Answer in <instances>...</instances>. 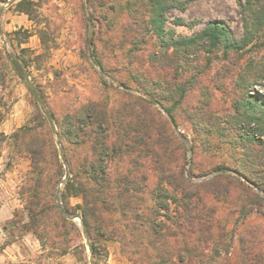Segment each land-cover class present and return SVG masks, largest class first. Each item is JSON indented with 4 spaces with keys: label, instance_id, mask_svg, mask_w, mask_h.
Instances as JSON below:
<instances>
[{
    "label": "trees",
    "instance_id": "16d2710c",
    "mask_svg": "<svg viewBox=\"0 0 264 264\" xmlns=\"http://www.w3.org/2000/svg\"><path fill=\"white\" fill-rule=\"evenodd\" d=\"M144 2L151 11L143 18V37H138L139 15L129 14L127 32H105L100 40L103 52L96 60L101 69L111 57L127 69L134 68L130 76L145 94L135 95L122 83L125 89L112 88L117 92L113 101L86 100L64 113L59 122L69 169L60 191L63 207L80 214L93 257L100 251L99 244L115 240L131 264H264V84L249 78L252 66L239 64L249 35L234 39L224 22L213 20L192 35L171 37V44L160 39L155 45L154 34L160 38L169 34L163 12L181 4L177 0ZM91 20L99 23L92 15ZM169 48H173L170 53ZM178 49L185 55L203 51L208 61L222 50L221 55L229 59L222 70L234 74L236 92L229 112L220 104L225 100L200 90L201 98L188 113L195 126L190 160L186 154L190 141L176 131L170 107H165L167 119L153 106L154 91L145 90L148 84L161 86L165 93L155 102H180L187 88L174 81L177 77L169 76L173 82L165 79L172 65L169 59ZM157 72L161 82L155 80ZM196 77L188 82L196 83ZM31 132L23 127L10 136L30 158L19 195L29 221L26 231L52 247L75 223L59 211L56 202L57 182L64 172L58 166L55 178L45 156L47 151L55 153L56 147L41 133ZM202 139L204 143L198 145L196 140ZM223 148L239 154L236 166L209 162L211 153ZM202 166H212L214 174L199 182L187 178L209 174ZM243 167H249V175ZM70 197H79L81 203L68 206L65 201ZM253 214L259 215L252 219Z\"/></svg>",
    "mask_w": 264,
    "mask_h": 264
},
{
    "label": "rangeland",
    "instance_id": "374dc122",
    "mask_svg": "<svg viewBox=\"0 0 264 264\" xmlns=\"http://www.w3.org/2000/svg\"><path fill=\"white\" fill-rule=\"evenodd\" d=\"M23 1L28 0H15L11 4H7L8 0H0V30L6 43L4 46L0 38V113L3 121L0 128V150L3 154L2 161L5 162V157L8 158L7 167L10 171H16L17 176V180L9 183L10 186L0 185V197L4 188L12 200L13 214H16L12 216V220L0 224V264H109L107 246L118 241L110 240L99 244L100 251L93 257L78 218L72 220L75 227L58 237L52 247L46 245L44 238L42 244L35 234L26 231L29 221L24 209L25 202L19 191L30 170V158L19 146V141L10 136L23 127L29 128L31 133H41L46 142H53L56 147L55 153H45L50 171L56 172V178L60 170L58 166L62 165L65 172L56 144V135L51 130L45 113L51 114L58 138L67 147L63 135H59V122L69 109L78 107L86 100L113 101L117 92L112 88L125 89L120 86L122 83L128 85L129 92L144 95L143 86L130 76L131 66L127 69V66L117 63L116 57H111L110 63L104 64L105 69H101L96 57H101L103 49L100 40H103L107 30L108 33L114 30L118 35L127 32L129 14L139 15L138 37H143V18L148 16L151 7L144 2L146 0L143 3L142 0H31L34 4ZM247 1L177 0L180 6L169 7L163 12L164 27L169 34L162 38L154 34L153 41L155 45H159L161 40L166 39L171 44V37L192 35L210 21L220 20L227 25L232 38L241 40L249 35V44L243 49L239 64L242 66L248 63L249 67L252 66L249 78L264 84V0H249L250 5ZM128 2L133 5L129 6ZM19 9H24L28 14ZM91 15L99 23L92 22ZM183 49H178L177 55L169 59L172 65L167 68L165 75L167 82H173L170 78L174 76L178 78L175 82L187 88L180 102H155L165 93L161 86L148 84L150 86L145 90L154 91L156 97L153 98V106L167 119L169 114L165 107H170L177 123L176 131L190 141L187 143L186 153L189 160V152L193 155L191 139L195 126L188 113L193 111L192 108L201 98L200 90H207L220 100H225V103L220 104L229 109V112L232 111L231 101L235 99L236 92L233 90L234 74H226L222 70L229 60L221 55L222 50L217 58L212 56L211 61H208L203 51L185 55ZM171 51L173 48H169V53ZM104 54L107 55L105 52ZM136 54L143 56L139 51ZM25 74L29 79H26ZM194 74H197L196 83L193 80L188 82ZM161 79L162 75L157 72L155 80L161 82ZM257 92L260 93V90ZM204 140L196 141L199 145ZM199 154L200 151L196 149V162ZM238 155L223 148L213 151L209 162L212 165L227 164L233 167L240 160ZM187 165L189 169V163ZM196 167L195 171L200 168L197 164ZM206 167L202 166V169L209 174L193 178L214 174L212 166ZM242 171L249 175V167H243ZM62 177L59 178L57 186ZM15 185L18 186V195L14 194ZM63 187L62 184L61 189ZM65 202L73 207L81 203V199L70 197ZM256 215L250 217L253 219ZM10 221L14 223L11 224ZM118 243L121 247L120 242ZM236 247L234 243L233 248ZM121 252L128 258L122 248Z\"/></svg>",
    "mask_w": 264,
    "mask_h": 264
},
{
    "label": "crops",
    "instance_id": "0c3cea01",
    "mask_svg": "<svg viewBox=\"0 0 264 264\" xmlns=\"http://www.w3.org/2000/svg\"><path fill=\"white\" fill-rule=\"evenodd\" d=\"M2 124H3V121L0 122V128H2L1 127ZM2 157H3V154L0 150V166H1L0 185L4 184L5 186H8V185L10 186L9 183L11 181L13 182L14 179L17 180L16 171L14 170L10 171V169L7 167L8 158L5 157L4 160L6 161L4 162L2 161L3 160ZM17 189H18V186L15 185L14 194L16 195H18ZM12 208H13L12 200L8 197V192L4 190V188H2V195L0 197V224L11 220L13 216ZM111 243H112L111 246L110 244L107 246V248L109 249V255H108L107 262L109 264H131V261L126 256H123L119 243L118 242H111Z\"/></svg>",
    "mask_w": 264,
    "mask_h": 264
},
{
    "label": "water",
    "instance_id": "95a60500",
    "mask_svg": "<svg viewBox=\"0 0 264 264\" xmlns=\"http://www.w3.org/2000/svg\"><path fill=\"white\" fill-rule=\"evenodd\" d=\"M15 0H8V3L7 4H11L13 3ZM0 38L3 42V45L5 46L6 43H5V40L2 36V33H1V30H0ZM25 77L26 79H29V77L25 74ZM31 84V83H30ZM122 88H125L122 84L120 85ZM49 122H50V127H51V130L53 131V133L56 135V144H57V147H58V150H59V155H60V159L64 165V169H65V172H64V176L62 177V179L59 181L58 183V186L56 188V191H55V198H56V202H57V205H58V208H59V211L67 218V219H70V220H75L76 218H78L80 221H81V218H80V214L79 213H74V214H71L69 212H67L65 210V208L63 207V204H62V201H61V198H60V190H61V185L65 182V180L67 179L68 175H69V169H68V165H67V160L65 158V155H64V152H63V148L61 146V142L58 138V132H57V129L52 121V117H51V114L46 112L45 113ZM191 158V152H189V160ZM188 171V165L186 166L185 168V172L187 173ZM213 174L211 175H208V176H204V177H199V178H191L189 176H187L188 179H191L193 181H201V180H204L206 178H209L210 176H212ZM82 224V222H81ZM82 230H83V227H82ZM84 233V231H83ZM89 246V250H90V245L88 244Z\"/></svg>",
    "mask_w": 264,
    "mask_h": 264
}]
</instances>
